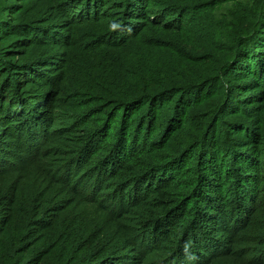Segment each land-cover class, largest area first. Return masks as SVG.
Wrapping results in <instances>:
<instances>
[{
    "label": "trees",
    "instance_id": "16d2710c",
    "mask_svg": "<svg viewBox=\"0 0 264 264\" xmlns=\"http://www.w3.org/2000/svg\"><path fill=\"white\" fill-rule=\"evenodd\" d=\"M15 1L5 3L0 19V121L5 127L21 128L20 141L26 150L38 145L16 163L10 162L11 167L0 165V264H81L85 260L103 264L110 256L126 264H264V220L257 219L264 214V185L259 184L264 177L256 167L264 165L260 156L264 132L252 133L257 143L244 158L229 154L232 158L225 171L233 161L245 177L234 182L236 173H228L226 189L237 185L235 194H229L237 196L230 208L223 206L227 197L215 182L224 169L210 162L219 161L225 150L221 140L239 139L235 136L240 132L229 122L244 127L246 133L250 115L264 100V0H48L34 8L35 13L27 6L29 0ZM226 2L218 15L216 10ZM50 11L55 13L48 15ZM189 11H194V20L202 21L199 25L190 27ZM224 22L230 29L221 35L228 47L222 54L216 43ZM184 28L196 35L194 41L171 34ZM57 43L63 45L60 54L67 56L66 62L77 59L83 70L92 71L87 78L92 85L82 94L72 90L69 94V85L59 78L54 98L58 106L82 100L84 108L75 115L81 124L68 141L65 156L49 163L52 151L45 148L52 125L41 123L39 131L35 115L38 104L43 106L39 102L53 93L42 88L45 81L27 79L31 78L27 73L41 74V67L57 57L52 54ZM37 46H44L45 52ZM166 59L168 65L162 67ZM39 87L42 91L34 93ZM20 90L28 94L18 98ZM214 90L220 98L218 110L203 135L189 143L191 167L200 172L199 179L185 183L186 174L175 177V171L167 172L161 161L140 166V153H154L162 143L155 138L157 133L166 136L171 131L175 140L190 123V113L176 117L171 110L178 111L186 103L185 111L193 108ZM29 95L36 100L34 106L25 99ZM141 110L142 125L151 121L148 136L152 139L137 127L135 138L141 130V139H135L132 151L122 155L128 147L130 123ZM240 111L247 117H236ZM230 131L235 135L229 137ZM32 132L40 135L30 138ZM210 186L219 193L213 194ZM53 196H60V202L47 206ZM88 203L97 205L99 232L113 231L107 246L95 251L93 245L84 250L86 243L68 236L67 228L88 220L89 215L82 217L75 210ZM149 203L151 209L145 208L146 214L135 225L125 222L131 206L144 208ZM69 209L76 214L70 222L64 216ZM85 253H92L91 257Z\"/></svg>",
    "mask_w": 264,
    "mask_h": 264
},
{
    "label": "rangeland",
    "instance_id": "374dc122",
    "mask_svg": "<svg viewBox=\"0 0 264 264\" xmlns=\"http://www.w3.org/2000/svg\"><path fill=\"white\" fill-rule=\"evenodd\" d=\"M15 1V0H13ZM20 1V0H17ZM165 1H180V0H165ZM9 2V0H0V19L2 18V15L4 16V8L7 7L5 5V3L7 4ZM16 2V1H15ZM40 2V3H39ZM44 2H49L48 0H41V1H35V0H29V4H27V6L29 7V9H33V13H35L34 8L37 7H41L42 3ZM22 3V2H19ZM227 3L224 5H220L219 8L216 10V13L219 15V13L226 9L227 7ZM55 12L50 11V14H54ZM193 12H188V22H190V27H195L197 25H199L202 21H198V20H194L193 19ZM196 13V12H195ZM56 16V15H54ZM49 16H45V18H48ZM187 19V18H186ZM227 25L229 26L228 23H225L220 25L219 27V40L218 43H216L217 45L220 46V52L223 54L225 52V50L228 48L227 47V43H225V38L221 35H224L227 33ZM58 28V27H55ZM174 36L177 37H182V38H190V40L192 39V41H194L193 39L196 37V35L188 28H184L182 31H180L179 33H171ZM57 37L60 38L59 35H56ZM10 37V36H9ZM7 37V38H9ZM6 38V41H7ZM58 41V39H57ZM52 50V54H57L52 58L53 61H50L51 64H45L43 67H41L40 71H42V73L40 74V72H30L27 73L28 75L30 74L31 78H27V79H32V80H36L38 79L39 81L43 82L45 81V83L48 84H43L42 88L46 89L47 91L49 89L52 90V95L51 98L48 100H44L42 102L43 106L41 104H38L37 106V114L35 115V117H38L37 122L35 127L40 131L41 130V123H44V125L46 124V126H51V136H50V140L49 143L46 144V150H50L52 151V155L50 156V158H48L49 163L52 162H58V160H60L62 157L65 156V151H66V145L67 143L70 144L72 137H74V135L77 133L78 129H75L77 127H79V125L81 124L80 119L78 117H75V115L77 114V111H79V109L84 108V105H81L80 103H82V100H78V102H75L74 105L71 104H67L65 106H58V100L54 99L58 93V84L60 83L59 78H64L63 81L69 85V87L71 88H67L69 94L71 93V90L74 91V94H82L84 91L88 90L90 88V86L92 85V82H89L87 80L88 76H90V73L92 71H85L82 68V65L80 64L81 61L75 59L74 61H72V64H69L68 62H66V55H62L60 54L61 52H63V45L62 44H55ZM37 50H39L40 52H45L44 46H37L36 47ZM77 52H81L82 49L81 48H76L75 49ZM228 50V49H227ZM96 52V51H94ZM59 57V58H58ZM65 59V60H64ZM169 62V59H166L162 62V67L167 66ZM188 75V74H186ZM189 75H191V73H189ZM38 77V78H36ZM26 78L24 76H21V79ZM54 81V82H53ZM35 84H30L28 86H33ZM104 84H102L100 86V88H104ZM42 88H38L39 91H35L34 93H40L42 91ZM37 89V88H36ZM41 89V90H40ZM44 91L45 92L47 91ZM67 93V92H66ZM97 93V91H96ZM215 90H214V94L213 95H207V96H200L202 97L198 103L193 107V108H188L185 111V107L187 105V103L185 105L182 106L181 109H179L178 111L173 110L172 108V115H175L176 117H180V115L183 116V118H186L188 116V114L190 113V123L181 131V133H178V135L176 136L175 140L171 139L175 133L173 132H169L168 134L166 133H157V136L155 137L158 140H162V143L157 147V149L154 150V153H148L145 154L143 152L140 153L139 155V165L140 166H144L145 163L148 162H154L157 163L159 161L164 162L166 164L165 167H168L167 169H165L167 172L171 171H175L172 172V174L175 175V177H180L183 173V175L186 174V179L184 180L185 183H189L187 180H192V179H199V175H198V170L196 168L191 167L193 165L192 160L194 158H192V152L189 151V146H191L190 141H193L195 138L198 137V135H203V132H205V128L207 125L208 120L213 117L212 115L218 110V105L220 103V98L219 95H215ZM19 97L18 98H24V95H27L28 93H25L24 91L20 90L18 93H16ZM68 94V93H67ZM40 96V95H39ZM30 95L28 97H25L26 101L29 103V105H33V103H36L35 99H31L29 98ZM35 97V95H34ZM39 99V98H38ZM35 100V101H34ZM69 101V100H68ZM256 106H255V114L250 115V128H246L245 130H247L246 133L242 132L243 128H235V127H240V125L238 124H233L231 122H229V125L232 126L233 130L239 131L240 133H237L235 138H239V139H231V138H226L225 140H221L222 143H225V150L222 151L221 156L219 157V161H210L212 162V164L214 165V167L216 165H219L220 170L224 169L223 174H219L216 176L218 177L215 182L218 183V185L220 187H222L223 190V195H225L226 200L223 201L224 202V207L230 208L231 205L233 203H236V198L237 196L235 195L234 198H230L229 194L231 193V191L233 192L234 189L237 185H234L233 188H231V190H227L226 189V184L230 181L229 178V172H235L237 175V179L234 178V182H241L245 177L242 176L240 169L241 167L235 162L233 163V161L231 162V165L228 167V172L225 171V169H227V165L226 163H228L230 161V159L232 158V155H229L230 153H237V155L242 156L244 158L245 153L248 154L249 152H247V149L252 147V143L256 144L257 141L253 140L255 139V137H252V133H254V135L256 136L257 131L258 132H264V100H259ZM45 104V105H44ZM47 115H46V114ZM144 112L143 110H141L136 116L135 118L131 121L130 126H129V130L130 133L128 134V136L126 137V142L128 143V147L126 148L125 152L122 154H128L129 152L132 151V149L134 148V145L136 144V141H134L135 139L137 141H139L141 139V137H139L141 134V130L144 133V136L146 139H152L150 138L149 135V131H150V122H146L142 125L143 120H144ZM2 116V115H1ZM0 116V118H1ZM81 116V115H80ZM236 117H247V114L244 112H239ZM254 117V118H253ZM46 121V123H45ZM165 121V119L163 120V122ZM256 121H259L260 124L258 126V123ZM103 122V120H102ZM188 122V120H187ZM97 123V121H96ZM186 123V122H185ZM6 125H2V122L0 121V165L5 166V167H11V163L13 161V163H16L17 160L19 158H21L22 155H28L30 154V152L36 148V146L38 144H34L32 150H26L27 147L26 145L22 144L20 139V132L21 128L20 127H5ZM149 126V128H147ZM258 126V127H257ZM137 127L140 130L139 136H137L135 138V131L137 129ZM14 128V129H11ZM83 128V126H80L79 129ZM16 132L12 131V130H16ZM84 131V130H83ZM111 130H109L110 133ZM100 132H101V127H100ZM173 133V134H172ZM112 134V133H110ZM17 135V136H15ZM40 133L38 132H32V134L30 135V138H33L35 136H39ZM117 135V134H116ZM234 134L233 131H230L229 137H232ZM105 135L101 136L100 139L102 137H104ZM24 137V136H23ZM54 138L53 141L51 142V138ZM113 137H115V135H113ZM108 139V138H107ZM115 138H113L114 141ZM99 140V139H97ZM96 140V141H97ZM110 140V139H109ZM108 140V141H109ZM234 140V143H233ZM263 140V139H260ZM37 141H39L37 139ZM35 143V142H34ZM36 145V146H35ZM139 145V144H138ZM35 147V148H34ZM45 147V146H44ZM264 147V145H263ZM55 149V151L53 149ZM109 146L105 147L106 150H109ZM103 151V150H102ZM136 152V151H135ZM184 152V153H183ZM183 153V154H182ZM136 154V153H133ZM181 155V159H178V156ZM176 155V156H175ZM261 159H262V163L264 164V150L261 152L260 154ZM217 162V163H216ZM223 163V168H221V164ZM19 164L21 165V163L19 162ZM153 165V164H151ZM150 165V166H151ZM245 165H247L246 161H245ZM185 167H187L185 169ZM257 169H259L261 171L262 178L264 177V165H262L261 163H259V165L256 166ZM147 168V167H145ZM255 172V171H254ZM162 177L164 176L165 172H161ZM157 174V171L155 173H153V177H155V175ZM214 178V176H213ZM232 178V177H231ZM157 181V179L155 180ZM243 183V182H242ZM191 184V183H190ZM260 185H264V179L260 180L259 182ZM244 185V184H243ZM214 186H210V191L213 190V194L219 193L218 192V188H215ZM188 184L187 186L182 187V191L185 193L188 190ZM233 194H235L233 192ZM61 196V195H60ZM60 196L55 197L53 196V200H51L47 206H53L56 203H59L60 200ZM220 195H217V199L221 200ZM179 199V198H178ZM152 200V199H150ZM157 199H153L152 201H156ZM224 200V199H222ZM233 202V203H232ZM65 205V204H63ZM63 205H57L58 208L63 207ZM152 203L146 204V206L143 207H139V208H135L133 206L132 210H130V212L125 215V222L126 223H130L131 225H135V223H137V221H139V218L144 217V215L146 214V210L147 209H151ZM76 212L82 216V217H86L89 215L88 220H83V223L77 227H69L68 229V236L70 235H74L75 236V242H81V243H86V245L84 247H82L84 250L87 249L89 246H92V249L98 250L99 248L102 249V247H106L107 243L110 242V239L112 237L113 231H109L107 230L105 233H100V221L101 219L98 216V208L96 204H92V203H88L85 207L81 206V207H77L75 208ZM65 212V211H64ZM42 214V213H40ZM76 214H74L72 212V210L70 211L67 210L66 214L64 215L65 218L68 219V222H70L73 217H75ZM93 215V217H92ZM78 218V217H77ZM92 218H94V220L92 221ZM257 219H261V222L264 220V214L262 217H259ZM63 222L65 223L66 221L62 218ZM109 222H107L106 224H108ZM99 225V226H97ZM92 242H95L94 244H92ZM136 254H138L137 252H135ZM92 253H85V255H87L86 257H91ZM91 260H85L82 261L81 264H83L85 262V264H88L87 262H90ZM98 262V261H97ZM35 262H31L30 264H34ZM129 263V262H127ZM80 264V263H79ZM103 264H126L125 262H121L119 261L117 258H115L114 256H110V257H106V259L104 260Z\"/></svg>",
    "mask_w": 264,
    "mask_h": 264
}]
</instances>
